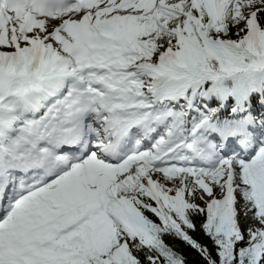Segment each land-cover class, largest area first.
<instances>
[{
  "label": "snow or ice",
  "instance_id": "1",
  "mask_svg": "<svg viewBox=\"0 0 264 264\" xmlns=\"http://www.w3.org/2000/svg\"><path fill=\"white\" fill-rule=\"evenodd\" d=\"M166 237L264 264V0H0V264Z\"/></svg>",
  "mask_w": 264,
  "mask_h": 264
},
{
  "label": "trees",
  "instance_id": "2",
  "mask_svg": "<svg viewBox=\"0 0 264 264\" xmlns=\"http://www.w3.org/2000/svg\"><path fill=\"white\" fill-rule=\"evenodd\" d=\"M201 220L202 218H197L196 222H197L198 227H199ZM241 222L245 227L247 226V223L244 221L243 217H241ZM193 235L202 244H205L211 247V241L207 237H205L202 232L197 231ZM165 239L167 243H169L172 247H174L177 252L183 254L186 257L188 264H203V261L201 260V257L199 256V254L195 250L186 246L183 242L173 239L172 237H166Z\"/></svg>",
  "mask_w": 264,
  "mask_h": 264
}]
</instances>
